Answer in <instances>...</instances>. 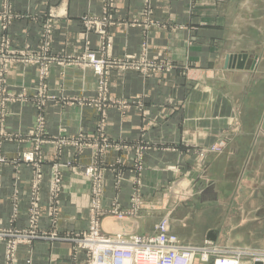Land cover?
<instances>
[{"label":"crops","instance_id":"0c3cea01","mask_svg":"<svg viewBox=\"0 0 264 264\" xmlns=\"http://www.w3.org/2000/svg\"><path fill=\"white\" fill-rule=\"evenodd\" d=\"M102 5V0H12V9L23 16L20 23L24 27L10 29L13 46L25 44L37 49L38 25L33 22L41 19L40 13L51 9L58 22L52 52L72 56L83 46L80 18L88 13L100 14ZM144 8V0H115L116 25L110 30L113 41L110 54L117 57L138 53L145 38L151 56L169 61L174 70L166 77L151 78L113 71L111 96L126 101L136 97L139 101L137 111H129L127 104L126 109L120 107L121 111L108 114L107 134L124 142L140 141L142 137L155 147L145 158L143 198L141 203L138 200L137 211L122 219L105 217L101 224L103 233L150 235L165 217L170 231L190 245L210 241L217 246H229L225 231L230 227L238 230L247 224L245 243L250 247L264 246V235L256 234L257 230L259 233L264 230V190L234 188L243 179L249 183L264 182V0H152L150 22L141 15ZM89 39L92 48H96L97 37ZM51 70L49 87H63L66 94L92 95L95 77L89 69L55 66ZM24 112L22 115L27 116V111ZM13 113L8 122L12 139L3 143L2 150L14 158L35 144L26 136L30 124L17 125L15 108ZM47 119L49 136H56L60 127L69 136L89 134L96 123L93 111L76 107L51 110ZM258 126L263 128L261 139L256 138ZM220 137L227 141L223 153L205 157V173L216 177L218 185L213 183L207 188V184L206 189L197 190L192 202L176 203L165 189L179 179L188 186L193 179L203 178V171L196 167L197 152ZM116 155L128 164L123 153H110L106 161ZM242 165H246L244 171ZM258 166L261 175L257 174ZM30 172L25 164L19 175L13 173L11 166L3 169L0 227L8 232L27 227ZM48 173L46 165L42 205L48 199ZM63 181L65 189L58 221L43 213L38 228L48 236L32 242V264H84V254L74 259L72 240L87 228V222L82 223L80 218L87 209L85 204L82 206L79 177L67 171ZM130 189L128 186L117 195L123 210L130 207ZM232 196L241 199L240 209L235 213L228 211L225 200ZM243 198L252 201L248 209L241 206ZM16 201L19 213L11 222ZM46 208L42 210L45 212ZM214 215H219L215 223ZM27 251V247L19 248L20 263L24 264L22 258Z\"/></svg>","mask_w":264,"mask_h":264},{"label":"rangeland","instance_id":"374dc122","mask_svg":"<svg viewBox=\"0 0 264 264\" xmlns=\"http://www.w3.org/2000/svg\"><path fill=\"white\" fill-rule=\"evenodd\" d=\"M152 0H144L145 8L141 15L145 21H149L152 15ZM197 1V0H194ZM100 14H85L80 20L81 37L83 46L72 56H58L52 52L53 36L58 28L57 16L51 9L40 13L41 18L34 25H38V48L33 50L25 44L13 46L14 39L10 38V29L24 28L20 19L23 16L17 14L12 9V0L0 1V191L2 189L3 169L11 166L13 173L19 175L22 172L23 164L29 166L31 173L30 192L27 204V227L21 231L13 230L8 232L0 227V248L2 249V264H23L18 261V250L21 247L28 248L27 254L23 259L24 264H32L31 245L35 240L46 238L38 225L43 213L52 221H58L60 203L63 202L62 195L65 189L63 181L67 171L73 172L79 177V187L81 189L82 206L85 204L86 214H81V222H87L85 231H80L72 237L74 242V259L78 254L85 255L84 264L88 262L87 253L80 249L75 241L83 233L89 232L90 224L97 221L99 232L106 238L121 235L123 238L130 239L134 236H150L155 233V228L169 220L163 217L154 227L150 235H130L121 233L106 235L101 229L102 220L107 216H114L122 219L134 215L138 209V200L142 201L143 177L146 171L145 158L150 151L154 149V143L140 137V141L124 142L121 139H112L107 134L108 114L111 111H121L120 107L126 109L128 104L129 111H137L139 99L130 98L128 101L121 100L111 96L110 78L113 71L135 73L144 78H151L156 75L166 77L174 67L167 60L153 58L150 52L149 41L145 38L139 44V51L135 54H124L114 57L110 54L112 47V36L110 30L116 25L114 19L115 0H102ZM150 22V21H149ZM21 24V25H20ZM29 24V23H27ZM133 24L136 25V22ZM89 36H95L98 39L96 48H92ZM75 67L81 70L89 69L94 77L95 84L91 96L74 95V93H64L63 87H49L48 78L52 67ZM100 71V72H99ZM29 80L28 82L26 80ZM81 110H91L96 116V123L92 133H78L75 136H69L65 129L59 130L56 136H49L47 133V118L51 110L62 111L70 108ZM16 109L17 125L23 123L30 124L29 133L26 134L30 140L34 141L32 148L21 153L16 157H10L3 152V143L9 142L12 137L8 132V122ZM141 110V108H139ZM27 111V116H23ZM14 114V113H13ZM131 120V118H130ZM256 138L261 139L263 135L262 126L256 127ZM20 137V136H17ZM145 137V135H144ZM142 139V140H141ZM144 139V140H143ZM226 139L220 137L206 149H200L197 152L198 162L196 167L204 173L203 178L193 179L188 186L183 185L182 180L169 186L167 191L171 192V197L180 204L184 201H191L197 190L206 189V185L211 187L213 183L218 185L219 180L211 175L208 176L205 157L208 154H221L226 146ZM47 149H50V151ZM110 153L121 154L128 159L126 164L117 155L110 161L106 157ZM49 154V157L47 156ZM87 158V159H86ZM247 162V161H246ZM49 165V181L47 183V203L42 205V189L44 178V166ZM246 165H242V171ZM260 173L258 166L257 174ZM263 173V172H262ZM208 176V178H207ZM211 176V177H210ZM59 178L60 183H54V179ZM263 180V179H262ZM214 181V182H213ZM130 189L129 202L130 207L126 210L120 208L118 194L127 188ZM215 186V187H216ZM255 186V187H254ZM217 188V187H216ZM235 190H264V182H242L236 183ZM252 188V190H250ZM110 192L112 193L110 196ZM113 195V196H112ZM254 199V198H252ZM227 209L238 212L240 209V198L232 196L225 199ZM264 200V198L262 199ZM243 208L248 209L252 201L243 198ZM241 203V204H242ZM1 206V197H0ZM17 201L14 204L11 222L18 216ZM42 207H47L45 212ZM47 212V213H46ZM235 215L236 214H232ZM94 218V219H92ZM215 223L219 215L212 217ZM211 218V219H212ZM238 218V216H237ZM236 221V218L234 219ZM232 222V220H230ZM231 225V223H230ZM229 227V226H228ZM247 224L241 229H227L225 236L226 243L229 246H217L210 241H205L202 245H190L180 240L185 245L203 247L208 250L221 249L227 251L229 256L225 260H231L236 264H264V246L250 247L245 241H248ZM169 232L170 226L168 225ZM249 231V230H248ZM256 234H263L264 230H257ZM260 235V236H261ZM56 238V235H50ZM242 241L243 243H241ZM243 252L250 255H244L236 259L235 254ZM256 254V255H254ZM214 256L210 255L207 263L201 262L196 258L195 264H213ZM216 264H224L217 261Z\"/></svg>","mask_w":264,"mask_h":264},{"label":"built area","instance_id":"2783aa9c","mask_svg":"<svg viewBox=\"0 0 264 264\" xmlns=\"http://www.w3.org/2000/svg\"><path fill=\"white\" fill-rule=\"evenodd\" d=\"M53 182L60 183V180L55 178ZM168 225V221L165 220L150 236L126 239L118 234L106 238L100 234L97 221L92 220L89 232L81 234L75 242L87 253L89 257L87 264H195L196 258L207 263L210 255L215 258L213 264L217 261L236 264L231 260H225L229 256L227 251L208 250L181 243L169 232ZM247 254L250 255L239 252L234 257L238 259Z\"/></svg>","mask_w":264,"mask_h":264}]
</instances>
